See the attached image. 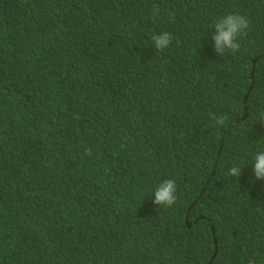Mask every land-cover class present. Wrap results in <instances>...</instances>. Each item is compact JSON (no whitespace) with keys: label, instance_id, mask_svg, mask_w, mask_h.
<instances>
[{"label":"trees","instance_id":"1","mask_svg":"<svg viewBox=\"0 0 264 264\" xmlns=\"http://www.w3.org/2000/svg\"><path fill=\"white\" fill-rule=\"evenodd\" d=\"M262 114L264 0H0V264H264Z\"/></svg>","mask_w":264,"mask_h":264},{"label":"clouds","instance_id":"2","mask_svg":"<svg viewBox=\"0 0 264 264\" xmlns=\"http://www.w3.org/2000/svg\"><path fill=\"white\" fill-rule=\"evenodd\" d=\"M158 14L159 9L155 8L153 15L156 16ZM213 28L215 29V35L212 37L215 52L220 55L225 52L235 54L241 49L240 39L247 34L249 20L246 16L239 13H229L215 21ZM151 40L155 49L162 52L169 48L173 36L165 31L154 34ZM262 118H264V114H262ZM212 119L216 126H223L226 122V117L222 115L213 116ZM87 154H90V150H87ZM251 163L255 179L264 180V151L257 152L253 156ZM244 166L246 165H234L230 168L229 175L238 179L242 175V167ZM176 193V182L172 179L163 180L152 193L154 195L153 203L158 206L171 208L177 201Z\"/></svg>","mask_w":264,"mask_h":264}]
</instances>
